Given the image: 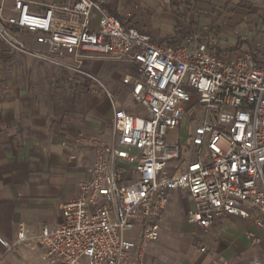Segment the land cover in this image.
Masks as SVG:
<instances>
[{"label": "built area", "instance_id": "built-area-1", "mask_svg": "<svg viewBox=\"0 0 264 264\" xmlns=\"http://www.w3.org/2000/svg\"><path fill=\"white\" fill-rule=\"evenodd\" d=\"M14 0L15 15L0 3V39L16 52L85 73L111 96L102 80L82 71L85 58H129L137 70L124 77L143 113L114 106L112 139L80 134L76 142L94 150L78 196L62 206L63 221L39 233L21 226L15 240L0 236L6 253L20 245L44 248L50 264H135L160 237L161 219L171 191L185 189L195 207L188 220L204 229L220 218L248 220L264 231V65L253 53L226 62L211 47L210 29L185 43L158 42L136 27L125 26L104 6L105 0L41 3ZM99 13L97 27L93 13ZM35 34L46 47L28 49L12 32ZM194 43L193 47L190 45ZM66 59H73L75 64ZM191 113L188 142L170 140ZM142 222L141 241L127 236ZM253 244L259 236L248 233ZM200 250L208 252L206 246ZM214 264H224L220 257ZM255 264H263L257 260Z\"/></svg>", "mask_w": 264, "mask_h": 264}, {"label": "crops", "instance_id": "crops-1", "mask_svg": "<svg viewBox=\"0 0 264 264\" xmlns=\"http://www.w3.org/2000/svg\"><path fill=\"white\" fill-rule=\"evenodd\" d=\"M33 11L41 3L65 0H32ZM6 16L15 15L14 0H0ZM264 0H105L104 6L125 26L149 33L155 41L167 42L178 30L180 41L203 34L217 44L211 49L230 62L253 53L264 65ZM262 9V10H261ZM99 13H93L97 27ZM13 34L28 49L44 52L35 34L12 27ZM194 43L190 45L193 47ZM86 68L109 87L111 96L94 88L95 82L64 67L29 53H16L0 39V236L15 240L21 226L39 233L44 226L63 221L62 206L78 196L79 185L88 178L87 167L94 150L76 142L80 134L112 139L114 106L133 114L143 113L133 99L131 83L123 82L136 72L129 58L91 57ZM139 112V113H138ZM195 207L185 189L171 191L161 219L158 240L147 245L142 255L134 249L135 264H264V231L228 216L208 229L188 220ZM249 232L260 237L253 244ZM142 222L127 236L141 241ZM206 246L208 252L200 248ZM0 252L4 248L0 244ZM44 248L20 245L5 254L0 264H50ZM61 264V261L55 262Z\"/></svg>", "mask_w": 264, "mask_h": 264}, {"label": "rangeland", "instance_id": "rangeland-1", "mask_svg": "<svg viewBox=\"0 0 264 264\" xmlns=\"http://www.w3.org/2000/svg\"><path fill=\"white\" fill-rule=\"evenodd\" d=\"M259 8H264V5H260V6H258ZM262 10V9H261ZM21 41V40H20ZM22 42V41H21ZM23 43V42H22ZM24 44V43H23ZM26 46V45H25ZM27 47V46H26ZM28 48V47H27ZM66 61L67 62H69V63H73V64H75V62L73 61V59H66ZM85 64L82 62V64H81V69H82V71H84V72H87V73H92V74H94L93 72H91L90 70H88L87 68H86V66H84ZM66 70H68L70 73H72V74H78V75H80L81 77H86L87 79L89 78L85 73H83V72H79V71H75V70H72V69H68V68H65ZM95 75V74H94ZM98 77V76H97ZM100 78V77H99ZM101 79V78H100ZM102 82L107 86V88L109 89V90H111L110 89V87L102 80ZM94 88H97V89H101L102 90V87L100 86V85H94ZM103 91V90H102ZM104 92V91H103ZM139 113V112H138ZM190 120H191V113H190V115H188V116H185L184 118H183V120H182V124H181V126L179 127V128H176V129H173V130H171L170 132H169V135H168V138L170 139V140H180L182 143H184V144H186L187 142H188V139H189V135H190V133H191V125H190ZM85 136H89V135H85ZM105 140V139H104ZM234 218H238V217H234ZM225 219V218H224ZM238 219H240V218H238ZM242 220H244V219H242ZM244 221H246V222H248V224L249 225H251L250 224V222L248 221V220H244Z\"/></svg>", "mask_w": 264, "mask_h": 264}, {"label": "trees", "instance_id": "trees-1", "mask_svg": "<svg viewBox=\"0 0 264 264\" xmlns=\"http://www.w3.org/2000/svg\"><path fill=\"white\" fill-rule=\"evenodd\" d=\"M179 33L180 32H178V30H176V34L173 37L169 38L167 40V42L170 43V44H176L177 42H179L180 41V38H181L179 36Z\"/></svg>", "mask_w": 264, "mask_h": 264}]
</instances>
